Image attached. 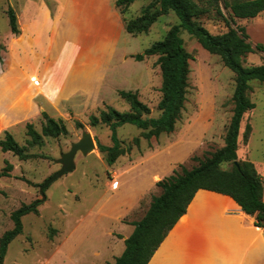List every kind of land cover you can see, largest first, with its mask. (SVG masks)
<instances>
[{"label": "rangeland", "instance_id": "374dc122", "mask_svg": "<svg viewBox=\"0 0 264 264\" xmlns=\"http://www.w3.org/2000/svg\"><path fill=\"white\" fill-rule=\"evenodd\" d=\"M45 1L51 10L55 9L53 0ZM151 1L134 0L124 18L140 15L142 8ZM196 1L206 5V0ZM19 4L20 0H0V112L17 107L21 95L19 85L13 81L34 63V58L20 55L12 47L18 40L10 29L7 9L10 5L16 9ZM221 5L224 16L212 9L198 17L200 23L214 34L226 32L228 26L244 25L241 19L232 17L231 10L224 7V0ZM179 21L174 11L163 14L147 33L126 32L115 51L112 71L127 74L126 81H123L125 89L138 92L139 98L150 107L151 112L144 117L161 114L162 72L157 64L158 55L143 62L136 61L133 55L162 40ZM256 33L264 37L261 29ZM181 37L192 58L189 60L187 100L174 131L148 139L142 134L143 130L133 124L120 126L118 136L125 153L113 165L108 164L105 153L98 148V142L113 144L111 130L103 123L93 126L89 116L99 115L101 110H107V105L120 111L131 110L129 102L120 96L119 100L109 99L111 104L91 107L82 113L66 111L62 107L63 114H50L64 121L68 133L56 137L43 136L40 144L30 142L27 124L32 123L41 132L45 122L42 115L9 128L16 140L27 146L30 156L21 159L10 151L5 153L4 160L0 153V171L5 169L6 160L13 164L8 174L0 175V239L14 227L11 218L14 210L24 203L42 199L40 186L61 168L56 161L61 151H69L71 144L78 141L85 130L92 133L97 147L87 155L79 151L75 157V168L46 188V198L38 206V211L23 216V231L9 244L4 264L113 263L122 253L125 243L116 245L111 240L121 241L132 232L134 226H130L131 222L141 219L153 197L161 194L158 181L176 169L181 170V164L188 169L198 165L224 146L235 106V72L224 64L220 55L206 50L187 30L182 29ZM250 40L253 45L264 43L256 40L255 36ZM125 56H129L128 59ZM241 60L244 66L261 64L264 52H251ZM31 80L41 85L37 75H33ZM250 85L249 96L256 106L243 116L237 155L239 161L254 162L264 180V82L253 79ZM77 121L82 123L81 127ZM249 126L250 134L247 136ZM222 167L230 169L232 163H225ZM200 193L213 200L217 195L204 190ZM134 202L137 203L127 211ZM160 259L159 256L154 257L152 264Z\"/></svg>", "mask_w": 264, "mask_h": 264}, {"label": "trees", "instance_id": "16d2710c", "mask_svg": "<svg viewBox=\"0 0 264 264\" xmlns=\"http://www.w3.org/2000/svg\"><path fill=\"white\" fill-rule=\"evenodd\" d=\"M221 1L206 0V5H201L196 0H152L142 8L141 14L137 17L124 18L125 28L132 34L147 33L153 23L170 11H174L180 21L162 40L154 42L143 52L133 55L138 61L158 55L157 64L160 65L163 78L162 98L159 102L161 114L158 117H144L151 112V109L139 98L138 92L119 90L120 96L129 102L131 110L120 111L112 105H107V110H101L99 115L89 116L93 126L103 123L111 130L112 145L98 142V148L105 153L108 164L113 165L125 153L118 136L120 126L127 123L133 124L142 129V134L148 139L174 131L187 100L189 60L192 58L181 37L182 29L193 35L206 50L220 55L224 64L235 72L236 85L233 94L235 106L224 146L198 165L188 169L181 164V170L176 169L172 174L158 181L157 184L162 188L161 194L153 197L141 219L131 222L134 230L125 238V248L114 264H148L171 229L187 212L189 204L199 189L231 196L243 211L255 216L256 225L264 228L263 176L254 162L239 161L237 155L243 116L256 106L249 96L250 81L255 79L264 82V62L244 66L241 58L251 52H264V44L253 45L244 25L228 26L226 32L214 34L200 23L198 17L212 9L224 16ZM133 2L134 0H116V6L124 15ZM224 7L231 10L233 18H252L264 10V0L233 2L224 0ZM7 13L12 33L19 35L21 28L16 10L10 5ZM42 116L45 122L41 132L32 123L27 124V133L32 144H40L43 136L56 137L68 133V128L62 119L52 117L45 110L42 111ZM77 125L81 127L82 123L77 121ZM250 128L249 126L247 136L250 134ZM135 140L138 142L139 138L136 137ZM0 149L4 152L11 151L21 159H27L30 156L27 146L21 145L9 129H5L3 136L0 137ZM5 162V169L0 171V175L8 174L13 168L10 161ZM225 163H232V167L223 168ZM43 200L38 198L31 203H24L12 212L14 227L7 230L0 239V264H4L9 244L23 231V216L29 212H37Z\"/></svg>", "mask_w": 264, "mask_h": 264}, {"label": "crops", "instance_id": "0c3cea01", "mask_svg": "<svg viewBox=\"0 0 264 264\" xmlns=\"http://www.w3.org/2000/svg\"><path fill=\"white\" fill-rule=\"evenodd\" d=\"M53 1L54 10L45 0H20L14 8L21 33L12 47L20 55L34 58V63L13 81L19 85L21 97L17 107L0 112V137L5 129L39 118L43 110L63 114L65 107L82 113L111 104V98L119 100V90H127L123 85L127 74L111 68L115 51L128 32L116 0ZM235 18L245 22L250 39L255 36L264 41L256 33L264 32V10L252 18ZM33 75L41 85L32 82ZM7 152L0 149L4 160ZM202 190L217 195L209 199L212 197L202 195ZM188 208L148 264L156 256L161 258L156 264H264V228L231 196L199 189ZM128 236L118 242L110 240L117 245Z\"/></svg>", "mask_w": 264, "mask_h": 264}, {"label": "water", "instance_id": "95a60500", "mask_svg": "<svg viewBox=\"0 0 264 264\" xmlns=\"http://www.w3.org/2000/svg\"><path fill=\"white\" fill-rule=\"evenodd\" d=\"M97 147L94 136L90 131H83L82 137L71 144L69 151H61L60 157L56 160L61 164V168L56 171L51 177H49L46 182L41 184L40 192L43 195L42 199H45V189L56 179L64 175L66 172H70L75 168V157L80 151L84 155L89 154Z\"/></svg>", "mask_w": 264, "mask_h": 264}]
</instances>
